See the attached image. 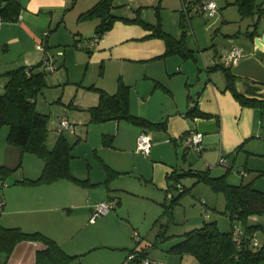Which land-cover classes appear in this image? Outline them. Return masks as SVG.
Segmentation results:
<instances>
[{"label":"crops","instance_id":"obj_1","mask_svg":"<svg viewBox=\"0 0 264 264\" xmlns=\"http://www.w3.org/2000/svg\"><path fill=\"white\" fill-rule=\"evenodd\" d=\"M19 1L21 10L16 20L2 21L0 25L1 91L7 81L2 73L39 62L44 54L53 57L54 53L42 44V31L58 27L59 14L70 3ZM123 1L112 0L109 11L116 19L94 44L85 45V53L71 48L57 53L63 56L68 72L72 60L77 66H84L80 88L85 90L81 93L82 102L68 103L80 110L69 112L78 121L76 128L70 121L72 127L59 129L60 118L49 119L46 144L52 148L60 133L75 142L70 169L76 178L86 181L61 178L43 184L21 183L23 178L38 176L43 161L29 152L20 154L18 147L0 140V166L15 168L4 175L0 173V226L49 236L73 255L69 264H138L136 260L127 261L134 249L165 264H197L192 254L169 251L179 237L163 242L152 238L149 231L156 229L149 226L150 221L156 217L162 201L177 196V187H185L182 180H189L193 189L200 183L189 174L178 183L169 180L167 176L173 171L209 169L211 175L225 174L227 182L232 183L227 173L229 167L214 165L221 154L230 168H245L248 182L253 181L256 188L264 190V111L241 105L230 90H224L223 71L211 68L217 63L231 66L236 89L247 97L264 99V42L254 40L264 35V12L243 14V0H215L217 10L213 15L197 12L201 0H125L126 5L137 8L130 6L131 12L127 13L113 12L112 8L123 5ZM257 2L264 9V0ZM85 11L79 18L97 20L95 34L100 16L82 17ZM135 16L152 24L159 21L161 29L177 41L183 37V52L165 54L162 38L147 36L150 29L124 20ZM257 19L260 26L249 36ZM48 40L57 41L55 32H49ZM232 45L243 54L236 64L221 57L222 51ZM76 47L81 49L83 44L78 42ZM120 83L128 86L130 112L159 123L158 126L135 125L125 119L90 121L89 107L98 101L96 87L111 94ZM35 104L38 106L37 99ZM140 128L151 139L148 155L134 148ZM190 130L202 133L200 151L184 140ZM0 131L4 135L2 126ZM110 197L117 199L119 208L91 221L93 207ZM132 201L150 203L154 210L146 209L142 221H136L128 214ZM201 203L206 202L201 199ZM249 223L260 224L264 229L262 216L251 215ZM166 225L162 230L172 235L166 231ZM132 233L139 234V240L132 241ZM142 233L150 239H143ZM44 247L40 239L18 240L8 254L0 251V262L35 264L37 250Z\"/></svg>","mask_w":264,"mask_h":264},{"label":"trees","instance_id":"obj_2","mask_svg":"<svg viewBox=\"0 0 264 264\" xmlns=\"http://www.w3.org/2000/svg\"><path fill=\"white\" fill-rule=\"evenodd\" d=\"M111 3L112 0H99L81 14L82 17H89L94 14L100 16V21L95 29V32L100 35L109 29L116 19L109 11ZM240 9L246 15L254 14V12H264V9L261 8V2H257V0H243V2H240ZM20 10L21 3L19 0H0V18L2 21H15ZM187 13L186 11L182 15V26L187 19ZM124 20L139 22L145 28L151 30V33L147 36L162 38L166 44L165 54L182 53L185 49L183 37L178 41L175 40L161 29L159 21L152 24L145 22L139 16ZM258 21L259 19L254 22V29L248 33L249 36H253L257 32ZM41 67H43L42 60L31 65H21L2 73L7 81L4 84L3 92L0 93V128L3 124L9 126L6 141L18 147L20 154L33 153L43 160V167L38 176L35 178L26 177L19 180V182L43 184L61 178H71L78 182H85L86 180L76 178L70 169V161L73 156L72 149L75 142H70L64 134L60 133L52 148H49L46 144L49 132V116L38 111L35 104L36 95L46 85V70ZM211 68H219L223 71L226 79L224 90H230L241 105L258 107L264 111V99L247 97L236 89V77L231 70V66L217 63ZM96 89L98 91V101L95 105L89 107L90 121L125 119L140 126L159 125V123H152L130 112L127 85L120 83L117 90L111 94L101 88L96 87ZM103 140L105 141V138ZM14 169L0 166V173L4 175ZM188 174L195 176L196 182H204L214 191L223 193L225 199L223 212L227 214L230 220V228L220 230L216 220L204 221L201 226L182 233L181 238L170 246L169 251L178 254H192L196 258L197 264H258L264 261V241L259 242V244L252 242L254 232L262 226L249 223L251 215L264 214V190L256 188L253 181L237 184L229 183L225 174L213 176L210 174L209 169H189L184 173L173 171L167 177L169 180L178 183L182 176ZM187 190L188 188L182 187L178 195L172 197L173 201L177 202L178 198ZM108 199L115 200L112 207L114 208L118 203L117 199L114 197ZM235 221H239L243 229L239 244L233 236L236 226ZM172 236L167 235L162 230L156 234V240L162 242ZM25 238L40 239L45 243V247L36 252L35 264H69L73 258V255L66 253L54 239L39 231L25 232L19 228H5L2 226H0V251L8 254L18 240ZM131 252L135 253L132 260H136L138 264H144L142 258L148 257L141 250L134 249ZM0 264L4 263L0 262Z\"/></svg>","mask_w":264,"mask_h":264},{"label":"rangeland","instance_id":"obj_3","mask_svg":"<svg viewBox=\"0 0 264 264\" xmlns=\"http://www.w3.org/2000/svg\"><path fill=\"white\" fill-rule=\"evenodd\" d=\"M71 1L73 0H70L68 8H66L63 11V13L59 14L58 27L52 26L51 28H45L42 31L43 46H45L52 53H54L53 57H51L48 54L47 55L51 58L55 70L54 71L46 70V75H45L46 85L36 95V99L38 101V106H36V108L40 112L46 114L49 113L50 121L53 119L58 120L61 116L65 115L67 116L69 121L74 123V126L76 128L77 126L76 122L78 121L71 114H69V112L70 111L75 112L80 110H78L76 106L75 107H73L72 105L68 106V103L71 100L72 103L73 102L77 103L79 101L82 102L81 93H83L85 89L83 87L84 90H81L82 88L80 87L82 86L80 80L82 78L81 76L84 75L83 73L84 66L79 64L77 66V64H75L74 61L72 60V62L70 61L71 64L69 66L70 72H68V69L66 70L64 63L62 62L63 56H58L57 53L61 50L62 52L63 51L67 52L68 49L70 48L76 49L80 52H84L85 50H87V48H85V45L88 44L89 39H91V37L94 34L93 28L97 20L79 18L80 13L88 9L90 6H92L96 2V0H78L74 5L71 4ZM123 2H125L123 3V5H119V6L116 5L117 7L112 8L113 12L127 13L129 11L131 12V7L135 9L137 8L134 7L133 5H126L128 3H126L125 0ZM259 26H260V22H259ZM45 31H48V34H45ZM49 32L50 33L55 32L57 39L55 43L54 41L49 42L48 40ZM78 42L83 44V48L78 49L76 47V44ZM46 44H50V45H46ZM37 61H34V63ZM1 90L2 89H0V93L3 92ZM8 129L9 126L7 124L2 125V131H4V135L1 134L0 131V140L3 141L5 139L6 141V134ZM31 155H35V154L31 153ZM34 157H38V156L35 155ZM214 165L215 166L219 165L221 167V165L218 164V159H216ZM241 170H244L245 174H241L240 173ZM227 173L231 175L230 181H232V183L234 184L240 182H248V180H250L246 175L247 170L245 168L232 167L229 168V171H227ZM212 175L216 176L215 174ZM181 182H182L181 184L185 185V187L188 188V190L183 193L182 198L181 200H179V202H174L173 199L169 197L166 200L162 201V204H160L161 206L160 209L155 213L156 215V217H154L155 219L152 217L150 221L151 225H149L151 227L154 226L156 231L152 230V228L151 229L147 228V230L150 229L149 231L151 232L150 234H153L152 238L154 237L156 238V234L159 233V231L165 227V224H167L166 225L167 227L165 228L166 231L169 234L173 235L171 238H175V239L177 237L181 238V234L186 230H189L190 228H194L197 225L198 226L202 225L204 221L216 220L220 230H228L230 228V220L227 214L223 212L225 209V199L222 192L214 191L209 185H207L204 182L195 184L197 186H195L194 189L192 188L194 185H192V183H190L189 180H185V181L182 180ZM178 189L179 188L177 187L175 192H177ZM201 199H203L206 203L205 204L201 203ZM150 206H151L150 203L132 201L131 209L130 212L128 211V214L134 220L142 221L143 213L146 209L151 211L154 210ZM117 208L119 207L116 206L114 209L113 208L110 209V211L111 210L113 211ZM203 210L209 212V217H205V211ZM259 216H262V220H264V214L258 215V217ZM196 221H198L197 223H195L196 225H192L193 222ZM234 224L242 226L239 221L238 222L235 221ZM144 229L146 230V228ZM142 235L143 236L145 235L143 239L146 240L150 239L149 237H147L146 234L142 233ZM137 236L140 238L139 234ZM255 236H256L255 238L259 242L264 241V229L261 228L258 229L255 232ZM131 237H132V241H135L133 233L131 234ZM258 264H264V261H261Z\"/></svg>","mask_w":264,"mask_h":264},{"label":"built area","instance_id":"obj_4","mask_svg":"<svg viewBox=\"0 0 264 264\" xmlns=\"http://www.w3.org/2000/svg\"><path fill=\"white\" fill-rule=\"evenodd\" d=\"M216 10H217V5H216L215 0H201L197 4V12L199 13H206L208 15H213ZM1 23H2V20L0 18V25ZM47 33L48 31H45V34ZM99 36L100 34L95 33L91 37V39L88 41V45L91 46L92 44H94L98 40ZM242 55L243 54H242L241 49L236 45H232L230 48L224 49L221 53L222 59L232 64H236L237 61L242 57ZM42 65L45 70H48V71L55 70L53 62L51 61V58L47 54H44L42 58ZM69 127H72V124L68 120V118L66 116L60 117L59 122H58V128H69ZM184 140L187 145L193 147L195 150L200 151L202 149V144H201L202 133L201 132L190 130L184 136ZM134 148L136 151L144 155H148L150 153L151 139L144 128H140L138 132L136 133ZM218 164H222L230 168L229 162L222 154L218 158ZM240 173L245 174V171L241 170ZM179 189L181 190L182 188H179ZM114 204H115V200L113 199H110V200L107 199V200L100 201L93 207L90 220L94 221L97 217L106 214L108 211H110V209H112ZM205 212H206L205 215L208 217V211H205ZM242 233H243L242 227L240 225H236L233 231V236L238 244L241 241ZM134 238L136 240H139V237L136 234H134ZM252 242L254 244H259V241L255 237H253ZM134 257H135V253L130 252L127 256V261H131ZM142 263L144 264H165L163 261H158L155 259H151L149 257H143Z\"/></svg>","mask_w":264,"mask_h":264},{"label":"water","instance_id":"obj_5","mask_svg":"<svg viewBox=\"0 0 264 264\" xmlns=\"http://www.w3.org/2000/svg\"><path fill=\"white\" fill-rule=\"evenodd\" d=\"M254 40L258 43L264 42V35H261L260 37L257 36ZM178 188H182V186H179Z\"/></svg>","mask_w":264,"mask_h":264}]
</instances>
